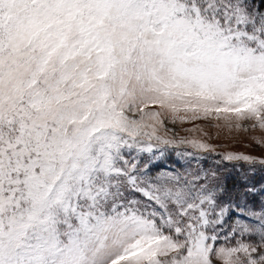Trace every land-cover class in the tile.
Wrapping results in <instances>:
<instances>
[{"label": "snow or ice", "instance_id": "6c2138e0", "mask_svg": "<svg viewBox=\"0 0 264 264\" xmlns=\"http://www.w3.org/2000/svg\"><path fill=\"white\" fill-rule=\"evenodd\" d=\"M200 121L264 131V0H0V264H264Z\"/></svg>", "mask_w": 264, "mask_h": 264}, {"label": "rangeland", "instance_id": "374dc122", "mask_svg": "<svg viewBox=\"0 0 264 264\" xmlns=\"http://www.w3.org/2000/svg\"><path fill=\"white\" fill-rule=\"evenodd\" d=\"M199 123L203 129L204 134L202 133H189L185 129L193 127L192 124L184 125H169L168 127L174 128V132L180 136H193L197 138L204 139L209 144L213 145L218 153H237V154H246L256 158H264V131L259 128L253 129L251 127L252 121H243V127L241 130L237 131L233 129L229 131L227 128H216V121H200ZM247 128V131H244V128ZM173 133H169L172 135ZM206 134V135H205ZM264 177L257 176V181Z\"/></svg>", "mask_w": 264, "mask_h": 264}]
</instances>
